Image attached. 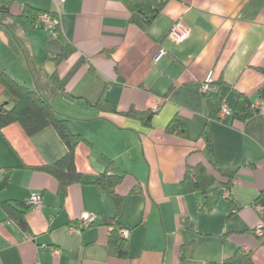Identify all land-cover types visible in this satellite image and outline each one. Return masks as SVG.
Masks as SVG:
<instances>
[{
  "label": "crops",
  "instance_id": "crops-1",
  "mask_svg": "<svg viewBox=\"0 0 264 264\" xmlns=\"http://www.w3.org/2000/svg\"><path fill=\"white\" fill-rule=\"evenodd\" d=\"M24 7L54 14L57 33L53 23L25 28ZM176 24L187 33L178 42L169 36ZM0 69L36 89L83 138L74 153L83 181L63 194L36 168L65 154L56 129L0 128V264H207L238 250L264 264V115L235 116L239 97L264 102V0H167L150 24L122 0H10L0 11ZM210 70L229 109L215 118L201 89ZM129 110L154 112L151 124ZM174 117L182 135L165 130ZM210 159L237 169L229 191ZM198 164L217 178L213 194L182 189L186 168ZM105 171L122 176L117 213L92 184ZM32 193L42 207L25 213L23 230L8 209ZM84 213L93 222L75 230ZM113 225L128 231L126 256L109 253Z\"/></svg>",
  "mask_w": 264,
  "mask_h": 264
},
{
  "label": "trees",
  "instance_id": "trees-1",
  "mask_svg": "<svg viewBox=\"0 0 264 264\" xmlns=\"http://www.w3.org/2000/svg\"><path fill=\"white\" fill-rule=\"evenodd\" d=\"M128 10L138 12L142 15L146 24H150L157 14L162 10L167 0H122ZM10 0H0V11L9 10ZM41 12L24 7L19 16V21L25 28L34 27L37 24L38 16ZM51 14V13H50ZM55 17L54 14H51ZM54 32L57 33V25L54 26ZM67 44H64L62 53L54 58L57 62L68 53ZM52 79L56 80L55 73ZM0 85L3 88V96L7 100V104H0V128L11 123H18L27 135H32L47 126H53L58 132L60 138L66 146V152L63 156L49 165L36 167L37 170L44 171L52 175L58 182L61 193L65 194L69 185L81 183L83 181L82 174L76 170L74 163V153L77 144L82 141V136L73 134L69 131L67 118L58 116L53 107L43 98V96L34 88L28 87L10 76L5 70L0 69ZM209 116L217 117L220 112L222 101L218 94L212 89L203 93ZM95 107L103 108L104 102L100 99ZM257 114L252 105L245 97H239L235 116L244 119L251 114ZM127 116L138 118L144 125L149 126L154 115L152 111L145 113H137L129 110ZM166 132L170 134H183V127L175 117L168 123ZM210 152V145H207ZM214 171L224 179L223 187L229 191L235 179L237 169L221 166L209 160ZM122 176L109 174L107 171L99 174L92 184L97 188L105 191L114 206L116 213L120 210L123 198L122 195L115 192V187L121 182ZM217 179V178H216ZM212 175L207 173L206 168L202 164L196 166H188L181 181L184 191H201L204 194H213L216 188L215 180ZM229 210L236 209V203L230 197ZM9 203L8 205L11 206ZM28 202L15 201L14 205L8 209V216L12 218L23 229H27L25 221V213L31 209ZM111 226V225H110ZM118 227L113 225V229L108 237V250L110 255L123 257L127 255V240L117 232ZM207 264H255L251 253L238 250L233 256L225 258L221 262H208Z\"/></svg>",
  "mask_w": 264,
  "mask_h": 264
},
{
  "label": "built area",
  "instance_id": "built-area-1",
  "mask_svg": "<svg viewBox=\"0 0 264 264\" xmlns=\"http://www.w3.org/2000/svg\"><path fill=\"white\" fill-rule=\"evenodd\" d=\"M65 0H58V3H63ZM53 23L54 25L58 24V19L55 17H52L50 13L46 12H41L38 16V21L37 23ZM169 36L172 40L178 42L187 36L186 31L181 28L179 25H174L170 29ZM213 81H214V71L210 70L206 74V77L204 79V82L202 83L201 89L203 93H206L207 91L211 90L213 87ZM252 107L257 110V114L264 115V102L258 101ZM157 108V106L155 107ZM228 107L226 105H223L221 108V115H224L226 112H228ZM29 204L31 205L32 208L34 209H40L42 207V197L41 193H32L29 197ZM262 206L261 205H256V210L258 212L262 211ZM81 220L79 223V226L74 228L75 230H80L82 228L88 227L92 222H93V216L90 214L84 213L82 217L79 219ZM262 228H263V223H260L256 226V233L259 235H262ZM128 231L126 229H120L119 230V235L122 237H127ZM60 251L58 249H53L52 254L54 255H59Z\"/></svg>",
  "mask_w": 264,
  "mask_h": 264
},
{
  "label": "rangeland",
  "instance_id": "rangeland-1",
  "mask_svg": "<svg viewBox=\"0 0 264 264\" xmlns=\"http://www.w3.org/2000/svg\"><path fill=\"white\" fill-rule=\"evenodd\" d=\"M7 106H10V104H7Z\"/></svg>",
  "mask_w": 264,
  "mask_h": 264
}]
</instances>
